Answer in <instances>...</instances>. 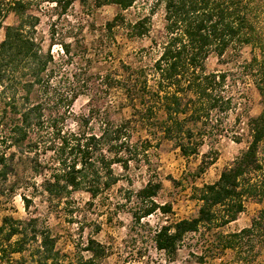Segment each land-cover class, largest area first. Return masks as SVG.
<instances>
[{
  "label": "trees",
  "instance_id": "trees-1",
  "mask_svg": "<svg viewBox=\"0 0 264 264\" xmlns=\"http://www.w3.org/2000/svg\"><path fill=\"white\" fill-rule=\"evenodd\" d=\"M136 1L55 0V6L60 14L74 2L87 12L116 6L119 12L106 24V30L113 32L124 24L122 12ZM155 1L164 8L165 41L151 73L143 67L121 65L120 77L104 75L97 85L89 77L81 87L74 84L78 75H67L52 53L56 44L53 25L50 41L43 46L40 18L33 13L31 1L0 0V197L12 198L20 190L15 180L19 162L28 163L32 176L40 178L39 183H30L33 195H19L28 217L5 216L0 223V264H99L107 257L106 246L89 235L85 242L74 243L75 258L68 261L56 247L49 225L29 213L36 193L51 212L62 204L68 223L78 224L82 234L87 217L73 202L74 195L86 193L85 205L90 208L132 169L149 171L151 152L160 139L171 141L186 159L201 154L193 178L203 174L216 162L218 151L212 143L205 153L201 149L222 130L219 124L235 106L227 89L229 73L209 72L205 61L211 53L221 60L228 51L244 47L253 53L242 63V75L256 89L261 106L259 115L247 117L248 145L215 182L191 187L190 198L199 203L196 215L166 222L154 231L152 241L171 260L187 235L203 229L222 252H232L231 264H252L249 253L264 240V0ZM10 14L13 23L5 24ZM146 22L129 26L131 37L147 35ZM60 47L68 63L72 62L71 44L62 41ZM94 86L106 93L118 90L129 117L116 123L90 105L88 113L74 117L76 129L69 128L66 120L74 101L84 93L83 88ZM98 116L96 134L90 132V124ZM139 132L146 138L133 141ZM114 165L121 173L115 172ZM162 190V182L150 177L138 190L128 191L124 203L116 206L132 204L133 225H141L142 219L156 212L166 217L172 205L157 202ZM246 201L263 206L249 226L232 233H213L214 228L235 221ZM91 226V234L100 231V225Z\"/></svg>",
  "mask_w": 264,
  "mask_h": 264
},
{
  "label": "rangeland",
  "instance_id": "rangeland-1",
  "mask_svg": "<svg viewBox=\"0 0 264 264\" xmlns=\"http://www.w3.org/2000/svg\"><path fill=\"white\" fill-rule=\"evenodd\" d=\"M28 1H31L33 13L40 18L38 33L42 36L44 47L50 41L49 28L53 25L56 44L52 47V53L67 75H78L75 85L83 87V80L89 77L96 85L104 75L112 74L118 78L122 74L121 65L143 67L151 73L152 65L162 52L165 41L164 8L155 0H137L131 8L122 12L124 24L119 25L113 32L106 30V24L119 12L116 6H104L87 12L74 2L65 13L60 14L61 9L56 8L55 0ZM143 19H147L149 33L140 38L131 37L129 26ZM12 23L13 16L10 14L5 19V24ZM261 26L264 30V17ZM2 38L1 31L0 40ZM62 41L71 44L72 62L68 63L69 59L61 51ZM252 53L250 47H244L240 50L228 51L221 60L211 53L205 61L207 71L229 73L227 89L233 97L235 106L223 123L219 124V129L222 127V130L212 137L213 141L209 138L202 147L201 153H205L212 143L218 151V158L197 178L194 179L193 176L201 154L186 159L171 141L160 139L159 146L153 148L151 152L152 166L149 171L146 168L132 169L127 176L123 175L106 195L99 197L95 205L90 208L85 205L89 200L86 193L80 192L74 195L73 202L87 217L85 224L87 226L82 234L78 230V224L68 223L69 218L61 209L62 204L59 209L51 212L46 200L39 196L40 194H34L35 198L29 213L33 217L39 216L49 225L57 239L56 247L67 256L68 261L75 258L74 243L85 242V239L92 235L106 246L108 252L107 257L99 264H231L232 252L230 250L222 252L218 244L211 241L212 236H207L206 230L202 229L199 233L187 235L181 243L177 256L171 260L163 252L155 249L152 237L154 231L166 222L196 215L199 203L191 200V187L194 185L200 188L215 182L221 170L229 166L248 145L250 136L246 127L247 117H255L261 111L258 93L241 71L242 63L250 59ZM83 91L84 93L74 101L71 115L66 120L69 128L76 129L74 117L88 113L90 107H94L101 117H108L116 123L129 117L130 110L122 105V94L118 90L106 93L99 86H94L90 90L83 88ZM99 119L100 116L91 121L90 132L99 133ZM145 136L143 132L135 133L133 141ZM152 142L155 144L157 140L153 138ZM29 168L30 165L26 162L17 164L15 180H19L21 188L12 198L0 197V223L5 216L14 219L28 217L19 195L20 193L33 195L30 183L40 182V178L32 176ZM114 169L116 173H121L119 166L114 165ZM150 177L162 182L163 190L156 200L159 203H170L172 212L166 217L156 212L142 219L141 225H133L129 214L132 204H127L123 208L116 205L124 203L123 199L127 192L138 190ZM262 207L258 203L246 201L244 212L235 221L214 228L213 233L215 231L232 233L249 226L251 218ZM93 223L100 225L97 234H91ZM261 241L262 244L257 245L253 252L249 253L250 256L248 255L252 264H264V240ZM249 249L247 248L248 252ZM257 253L259 254L255 255ZM82 255L88 257L86 253ZM199 258L202 260L200 261Z\"/></svg>",
  "mask_w": 264,
  "mask_h": 264
}]
</instances>
